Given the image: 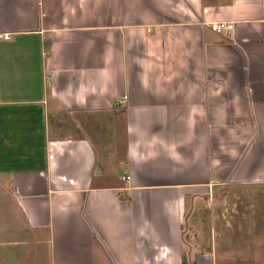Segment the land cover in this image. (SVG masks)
<instances>
[{"label":"crops","instance_id":"0c3cea01","mask_svg":"<svg viewBox=\"0 0 264 264\" xmlns=\"http://www.w3.org/2000/svg\"><path fill=\"white\" fill-rule=\"evenodd\" d=\"M0 264H264V0H0Z\"/></svg>","mask_w":264,"mask_h":264},{"label":"built area","instance_id":"2783aa9c","mask_svg":"<svg viewBox=\"0 0 264 264\" xmlns=\"http://www.w3.org/2000/svg\"><path fill=\"white\" fill-rule=\"evenodd\" d=\"M209 27L211 30L217 33H222V34H229V32L232 29V23L228 21H211L209 22ZM3 38H7V34H3ZM129 176H122V179H128Z\"/></svg>","mask_w":264,"mask_h":264}]
</instances>
